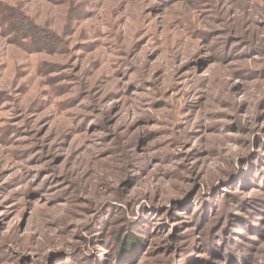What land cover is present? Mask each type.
<instances>
[{
	"label": "rangeland",
	"instance_id": "obj_1",
	"mask_svg": "<svg viewBox=\"0 0 264 264\" xmlns=\"http://www.w3.org/2000/svg\"><path fill=\"white\" fill-rule=\"evenodd\" d=\"M259 157L264 0H0V264H264Z\"/></svg>",
	"mask_w": 264,
	"mask_h": 264
},
{
	"label": "trees",
	"instance_id": "obj_2",
	"mask_svg": "<svg viewBox=\"0 0 264 264\" xmlns=\"http://www.w3.org/2000/svg\"><path fill=\"white\" fill-rule=\"evenodd\" d=\"M258 164L260 165L259 166V169H261L259 171L258 174H261L262 172H264V162L262 161V158L259 157L258 159ZM261 167V168H260ZM224 224H222L221 228H223V232H224ZM132 233H129L128 235H126L125 237H118L117 238V245L114 249V252H115V258H116V254L118 253L119 255V258L120 257H123V256H129V255H135L139 248L143 245V239L141 237H139L138 235H136V231L134 229V231L136 232H133V229L130 230ZM221 233L222 235L224 233ZM221 237V236H220ZM93 261V259L91 260V262ZM82 263V262H81ZM79 263V264H81ZM86 264H90L89 261L85 262Z\"/></svg>",
	"mask_w": 264,
	"mask_h": 264
}]
</instances>
